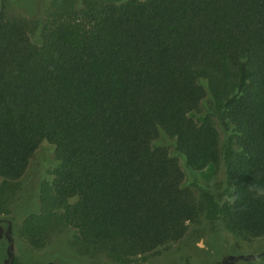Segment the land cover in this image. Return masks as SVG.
<instances>
[{"label": "trees", "instance_id": "obj_1", "mask_svg": "<svg viewBox=\"0 0 264 264\" xmlns=\"http://www.w3.org/2000/svg\"><path fill=\"white\" fill-rule=\"evenodd\" d=\"M162 135L191 170L224 162L229 200L198 198ZM42 142L54 165L18 228L33 249L64 234L132 264L199 216L263 237L264 0H51L39 18L0 0V215Z\"/></svg>", "mask_w": 264, "mask_h": 264}, {"label": "rangeland", "instance_id": "obj_2", "mask_svg": "<svg viewBox=\"0 0 264 264\" xmlns=\"http://www.w3.org/2000/svg\"><path fill=\"white\" fill-rule=\"evenodd\" d=\"M5 1L21 14L39 18L44 16L51 0ZM190 116L201 119L199 114L191 113ZM215 124L223 139L220 122L216 120ZM158 142L166 144L169 153L177 157L185 183L198 198H203L207 192L221 203L229 200L224 162L218 167L207 165L200 170H191L175 151L170 138L162 135ZM53 158L52 146L42 142L20 179L21 189L10 205V214L0 215V264H112L105 257L89 260L78 256L68 247L64 234L56 236L42 249L31 248L18 235L23 219L39 209V184L50 178ZM132 264H264V236L244 241L227 232L220 222L199 216L180 241Z\"/></svg>", "mask_w": 264, "mask_h": 264}]
</instances>
